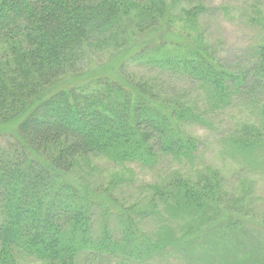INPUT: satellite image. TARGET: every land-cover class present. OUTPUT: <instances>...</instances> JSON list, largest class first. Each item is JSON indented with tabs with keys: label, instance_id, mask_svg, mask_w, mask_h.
<instances>
[{
	"label": "trees",
	"instance_id": "obj_1",
	"mask_svg": "<svg viewBox=\"0 0 264 264\" xmlns=\"http://www.w3.org/2000/svg\"><path fill=\"white\" fill-rule=\"evenodd\" d=\"M208 9L205 0H0V135L16 125L0 144V264L103 255L135 264L172 252L264 264V218L248 219L247 194L197 165L201 142L188 130L248 100L261 126L241 121L227 141L245 158L264 150V41L228 65L200 25ZM164 157L195 175L169 172L132 206L116 196L122 171L90 180L96 160L151 167Z\"/></svg>",
	"mask_w": 264,
	"mask_h": 264
},
{
	"label": "rangeland",
	"instance_id": "obj_2",
	"mask_svg": "<svg viewBox=\"0 0 264 264\" xmlns=\"http://www.w3.org/2000/svg\"><path fill=\"white\" fill-rule=\"evenodd\" d=\"M208 10L201 18L200 25L209 44L228 65L247 62L254 47L264 41V0H205ZM1 53V48H0ZM264 107V95L259 97ZM210 124L189 127L190 134L200 142L197 165L212 166L220 170L225 178V187L232 193H246L244 212L248 219L264 218V150L245 158L236 152L227 141L228 134L237 129L241 121L251 119L261 126L259 109L248 100L234 102L225 109L213 110ZM209 118V117H208ZM15 124L1 127L0 144L7 146L16 136ZM191 163L164 157L154 166L124 162L117 164L109 160H96L90 180L98 184L109 180L114 172L122 171L116 196L128 206L141 203L145 198L143 187L147 183L159 182L172 171L195 175ZM120 177V174L118 175ZM252 219V220H254ZM257 221V220H256ZM155 221H148L146 229H155ZM186 252L167 253L154 259L149 258L135 264H196ZM23 264H33L31 258H23ZM83 264H127L120 258L82 257Z\"/></svg>",
	"mask_w": 264,
	"mask_h": 264
}]
</instances>
